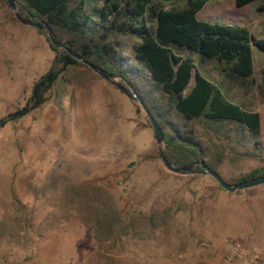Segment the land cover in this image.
<instances>
[{
    "label": "rangeland",
    "instance_id": "rangeland-1",
    "mask_svg": "<svg viewBox=\"0 0 264 264\" xmlns=\"http://www.w3.org/2000/svg\"><path fill=\"white\" fill-rule=\"evenodd\" d=\"M233 3L207 0L196 19L238 23L264 40V0ZM50 46L0 0V120L30 106L32 86L54 63ZM251 49L253 78L226 86L259 113L264 146V49ZM197 67L220 79L212 61ZM45 97L0 127V264H232L233 242L264 257V184L230 192L209 175L168 171L136 102L81 63ZM243 151L226 148L220 177L264 166V148Z\"/></svg>",
    "mask_w": 264,
    "mask_h": 264
},
{
    "label": "trees",
    "instance_id": "trees-1",
    "mask_svg": "<svg viewBox=\"0 0 264 264\" xmlns=\"http://www.w3.org/2000/svg\"><path fill=\"white\" fill-rule=\"evenodd\" d=\"M13 1L22 19L45 23L57 42L136 93L163 135L162 154L171 165L202 163L218 172L234 142L244 148L239 156L262 153L264 146L256 139L259 113L230 99L226 84L253 78L251 47L264 49V40L239 24L197 20L207 0ZM252 1L234 0V5ZM50 47L56 52L54 63L32 86L30 106L0 120V127L42 105L61 76L80 66ZM203 61L214 63L220 79L203 76L197 67ZM263 175L264 166L225 181Z\"/></svg>",
    "mask_w": 264,
    "mask_h": 264
},
{
    "label": "water",
    "instance_id": "water-1",
    "mask_svg": "<svg viewBox=\"0 0 264 264\" xmlns=\"http://www.w3.org/2000/svg\"><path fill=\"white\" fill-rule=\"evenodd\" d=\"M4 2L6 3L8 9L11 11L13 17L20 24L31 27V28L35 29L36 31L45 34L48 41H49V44L53 48L58 50V55H60L61 52H65L67 55H69L73 59H75L78 63H81L85 67L89 68L93 73H95L100 78H102L103 80H105L106 82L111 84L113 87H115L127 99L136 102V104L139 106L141 111L144 113V115H145V117H146V119L150 125V128L153 132V136H154L155 145L157 148L159 160L162 163V165L168 171L175 173V174H178V175L193 174V173H199L202 175H209L210 177H212L217 182V184L222 189L230 191V192L235 191V190L238 191V190L251 188L253 186L256 187V186L264 184V175L258 176V177H252L250 179L243 180V181L238 182V183H236V182L230 183V182H226L222 177H220L218 172L210 169L209 167H207L205 164L203 165L202 163H191V164H188V165H185L182 167H175V166L171 165L170 163H168L166 161V159L164 158V156L162 154V150H161V146H162V142H163V135H162L157 123L155 122V120L153 119L151 114L149 113L148 109L146 108V106L143 104L141 99L136 95V93L134 91H132L131 89H129L127 87L120 85L114 76H112L109 73L95 67L91 63L85 61L81 57L70 52L67 48H65L63 45H61L59 42H57L55 40L50 29L47 27V25L45 23L34 22L31 19H22L17 13V5L13 0H4ZM195 167H198L199 169L195 170L194 169Z\"/></svg>",
    "mask_w": 264,
    "mask_h": 264
},
{
    "label": "built area",
    "instance_id": "built-area-1",
    "mask_svg": "<svg viewBox=\"0 0 264 264\" xmlns=\"http://www.w3.org/2000/svg\"><path fill=\"white\" fill-rule=\"evenodd\" d=\"M227 257L232 264H264V257L258 250H247L235 242L229 246Z\"/></svg>",
    "mask_w": 264,
    "mask_h": 264
},
{
    "label": "crops",
    "instance_id": "crops-1",
    "mask_svg": "<svg viewBox=\"0 0 264 264\" xmlns=\"http://www.w3.org/2000/svg\"><path fill=\"white\" fill-rule=\"evenodd\" d=\"M234 4V3H233ZM198 13V12H197ZM234 17V16H233ZM236 17V16H235ZM235 24H238V23H235ZM240 25V24H239Z\"/></svg>",
    "mask_w": 264,
    "mask_h": 264
}]
</instances>
